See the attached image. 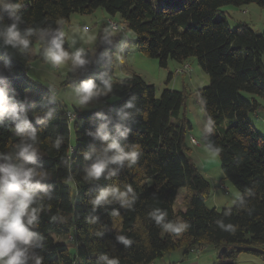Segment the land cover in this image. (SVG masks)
Instances as JSON below:
<instances>
[{
  "label": "trees",
  "instance_id": "1",
  "mask_svg": "<svg viewBox=\"0 0 264 264\" xmlns=\"http://www.w3.org/2000/svg\"><path fill=\"white\" fill-rule=\"evenodd\" d=\"M249 4L264 8V0H0V91L6 107L27 120L19 135V121L0 116V165L43 174L31 187L20 186L33 195L29 208H39L31 224L22 218L30 242L18 241L13 250L24 253L25 264L38 258L41 264H150L179 248L207 245L226 248L214 264H236V247L264 250V137L248 120L264 112V32L249 23L232 30L221 9ZM98 8L134 32L141 54L161 66L195 57L207 74L208 83L196 91L210 122L201 140L240 191L231 206L205 205L210 186L190 154L187 89L166 87L157 95L140 74H113L114 55L126 43L121 33L99 30L93 47L81 52L85 63L61 82L77 90L92 81L94 94L86 100L78 95L84 103L99 101L97 107H68L51 85L30 77L53 40L70 54L62 32L69 16ZM13 24L30 41L27 48L6 42ZM101 131L108 140L97 135ZM113 142L124 153L135 152V160L109 162L99 178L89 176L94 163L114 155L105 151ZM25 144L32 145L31 162L20 155ZM110 189L116 194L96 204ZM180 190L182 208L175 210Z\"/></svg>",
  "mask_w": 264,
  "mask_h": 264
},
{
  "label": "rangeland",
  "instance_id": "2",
  "mask_svg": "<svg viewBox=\"0 0 264 264\" xmlns=\"http://www.w3.org/2000/svg\"><path fill=\"white\" fill-rule=\"evenodd\" d=\"M221 9L225 12L226 21L232 30L240 23H249L255 32H264V8L256 4H249L241 7L226 5ZM110 21L117 25L112 26ZM99 30L113 35L123 33L122 35L126 39V43H122L120 51L114 55L113 74L115 76L121 77L130 71L140 74L146 82L155 86L157 95L166 87L174 90L187 89L189 96L186 99L183 112L191 122V130L189 131L190 154L196 168L206 178L210 186V194L205 205L217 210L224 206H231L240 195V191L224 177L218 156L209 150L201 140V136L208 130L210 122L196 91L208 83V77L198 65L195 57H190L183 64L169 59L166 66H161L157 58L146 57L138 52L134 32L128 30L116 16H109L103 9L98 8L90 14L72 13L68 21L63 23L62 32L70 46L69 58L59 63H53L45 56L43 61L33 62L28 74L31 78L35 77L47 84H53L52 90L56 92L59 100L68 107L88 108L101 105L99 101L84 103L80 100L75 88L71 85H61L65 73L77 65L71 59L72 54L93 47ZM241 95L245 98L250 96L245 92H242ZM248 120L264 137V112L249 114ZM183 197L184 190H180L175 202V210L182 208ZM255 247L260 248V246ZM193 251L196 252L191 251L192 260L189 263L186 261L180 263H212L206 251L203 250L204 252H202L201 248ZM200 251L202 253H198ZM201 257L204 260L199 262ZM215 258L217 257L215 256ZM207 259L210 261L206 262ZM262 261L264 260H261L259 255L245 251H240L235 258L236 264H263ZM172 262H179V259Z\"/></svg>",
  "mask_w": 264,
  "mask_h": 264
},
{
  "label": "clouds",
  "instance_id": "3",
  "mask_svg": "<svg viewBox=\"0 0 264 264\" xmlns=\"http://www.w3.org/2000/svg\"><path fill=\"white\" fill-rule=\"evenodd\" d=\"M5 8L12 7V5H4ZM7 43H19L24 48L29 46L30 41L26 38H22L20 33L16 29V25L13 24L7 29L6 33ZM82 51V50H81ZM45 55L53 63H59L64 59L69 58V54L63 49L62 42L57 40L52 41V46L46 49ZM71 59L74 63L84 64L85 61L81 58V52L77 51L72 54ZM108 85V82H104ZM96 85L89 81L78 88L77 94H85L84 99L86 100L89 96L94 94ZM7 114L10 119L19 121L16 125L15 131L19 135L25 134V125L27 120L25 117L19 115L15 107H6V100L2 91H0V116ZM27 135L35 140V133H27ZM104 140H108L109 137L101 132L97 133ZM114 155L106 160H99L94 163L89 169V176L99 178L104 172L109 162L119 163L124 159L134 161L136 157L135 152L124 153L120 149L119 145L115 142L108 145L105 151H113ZM20 155L24 156L25 161L31 162L33 159L34 151L31 144L23 145ZM0 173L4 175L0 177V264H25L24 253L21 250L13 251L17 249V242L28 244L30 242L32 233L29 232L28 228L22 222V218L27 215L29 217L28 224L32 223V220L36 218L35 214L39 211V208H29L33 203V195L27 191L21 189V185L31 187V181L34 176L43 175L37 173L35 169L25 168L23 165H0ZM114 174V173H110ZM131 189H129L130 191ZM116 189L102 191L97 199L96 204H99L106 200L109 195H115ZM123 193L120 194L123 197ZM55 219V217H53ZM162 217H157L159 222ZM166 227L172 228L171 225ZM179 231V227L174 229ZM6 258V259H5ZM105 259H107L105 257ZM35 264H41L40 259H36ZM109 264H116L115 261H110Z\"/></svg>",
  "mask_w": 264,
  "mask_h": 264
},
{
  "label": "crops",
  "instance_id": "4",
  "mask_svg": "<svg viewBox=\"0 0 264 264\" xmlns=\"http://www.w3.org/2000/svg\"><path fill=\"white\" fill-rule=\"evenodd\" d=\"M42 82V81H41ZM51 85V84H49ZM53 85V84H52ZM51 85V86H52ZM202 249V252L206 251V254L210 257V259L212 260V263L211 264H214L215 262H217L219 256H218V251L216 249H214L212 246H203L201 247ZM204 250V251H203ZM192 252H196V251H192ZM192 252H186L184 249L182 248H179L177 250H174V251H171L165 255H163L161 258L155 260L153 263L154 264H179L181 261H186V263H189L192 259ZM201 251L198 252V253H202ZM215 256L217 258H215ZM261 257V260H263V257L261 255H259ZM176 259H179V262H172V261H175ZM210 259H207L206 262H209ZM216 259V261H215ZM203 261V257H201L199 259V262L200 261ZM264 261H262L261 263H263ZM181 264V263H180Z\"/></svg>",
  "mask_w": 264,
  "mask_h": 264
},
{
  "label": "water",
  "instance_id": "5",
  "mask_svg": "<svg viewBox=\"0 0 264 264\" xmlns=\"http://www.w3.org/2000/svg\"><path fill=\"white\" fill-rule=\"evenodd\" d=\"M237 251H246V252H251V253H254V254H258V255H261L263 258H264V250L260 249V248H257V247H248V246H244V247H236ZM226 251V248H221L220 250H218V256L220 257L221 254L223 252ZM264 260V259H263ZM264 264V262H263Z\"/></svg>",
  "mask_w": 264,
  "mask_h": 264
},
{
  "label": "built area",
  "instance_id": "6",
  "mask_svg": "<svg viewBox=\"0 0 264 264\" xmlns=\"http://www.w3.org/2000/svg\"><path fill=\"white\" fill-rule=\"evenodd\" d=\"M110 23L112 24V26L117 25L116 23H114L113 21H110ZM123 34V33H122ZM71 117H74V115H71ZM150 264H154V263H150Z\"/></svg>",
  "mask_w": 264,
  "mask_h": 264
}]
</instances>
